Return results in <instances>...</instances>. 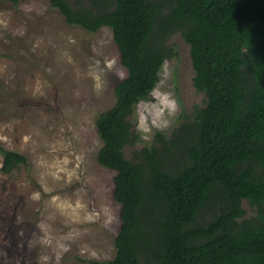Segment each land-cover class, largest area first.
Masks as SVG:
<instances>
[{
    "label": "trees",
    "instance_id": "16d2710c",
    "mask_svg": "<svg viewBox=\"0 0 264 264\" xmlns=\"http://www.w3.org/2000/svg\"><path fill=\"white\" fill-rule=\"evenodd\" d=\"M49 2L68 25L109 27L126 71L96 123L98 163L116 174L121 207L107 264H264V0ZM175 33L190 46L205 106L128 160L125 148L140 142L130 118L177 57ZM0 155L4 173L27 163L2 146Z\"/></svg>",
    "mask_w": 264,
    "mask_h": 264
},
{
    "label": "rangeland",
    "instance_id": "374dc122",
    "mask_svg": "<svg viewBox=\"0 0 264 264\" xmlns=\"http://www.w3.org/2000/svg\"><path fill=\"white\" fill-rule=\"evenodd\" d=\"M168 45L178 55L165 61L154 90L175 106L164 107L153 92L137 105L130 121L140 142L125 148L128 160L205 106L190 46L180 33ZM125 77L109 27L92 33L68 25L49 0L0 2V146L27 160L4 173L0 155V264L115 258L121 207L113 196L116 174L98 163L96 123L114 107V89ZM243 208L247 218L255 215L247 201Z\"/></svg>",
    "mask_w": 264,
    "mask_h": 264
},
{
    "label": "clouds",
    "instance_id": "9594fccd",
    "mask_svg": "<svg viewBox=\"0 0 264 264\" xmlns=\"http://www.w3.org/2000/svg\"><path fill=\"white\" fill-rule=\"evenodd\" d=\"M113 63H114V61L109 62L108 66L111 67ZM120 75L123 76V73H120ZM97 79H99V77H97ZM153 95H155L160 100V103L163 104L164 107L169 108V109L174 108L175 102L174 101H170L168 99L167 95H163L162 96L161 93L158 90H154L153 91ZM161 111H163V109H159L157 111L156 115L159 116ZM143 123H144V121L142 119L141 120V127H143ZM153 123H155V121H153Z\"/></svg>",
    "mask_w": 264,
    "mask_h": 264
}]
</instances>
